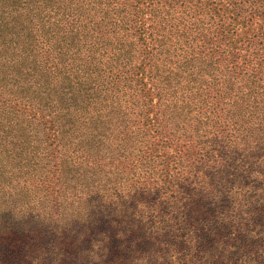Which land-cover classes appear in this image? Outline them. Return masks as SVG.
<instances>
[{"label": "trees", "instance_id": "obj_1", "mask_svg": "<svg viewBox=\"0 0 264 264\" xmlns=\"http://www.w3.org/2000/svg\"><path fill=\"white\" fill-rule=\"evenodd\" d=\"M0 264H264V0H0Z\"/></svg>", "mask_w": 264, "mask_h": 264}, {"label": "rangeland", "instance_id": "obj_2", "mask_svg": "<svg viewBox=\"0 0 264 264\" xmlns=\"http://www.w3.org/2000/svg\"><path fill=\"white\" fill-rule=\"evenodd\" d=\"M52 186V185H51Z\"/></svg>", "mask_w": 264, "mask_h": 264}]
</instances>
